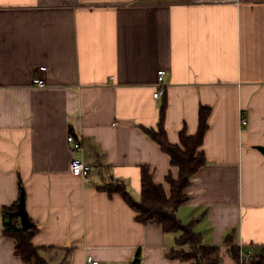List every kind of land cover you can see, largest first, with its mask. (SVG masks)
Returning a JSON list of instances; mask_svg holds the SVG:
<instances>
[{"label": "crops", "instance_id": "crops-1", "mask_svg": "<svg viewBox=\"0 0 264 264\" xmlns=\"http://www.w3.org/2000/svg\"><path fill=\"white\" fill-rule=\"evenodd\" d=\"M160 71L166 94L155 99ZM201 107L211 108L207 164L177 217L220 248L221 264H236L230 236L258 258L264 0H0V264H26L3 222L21 188L49 264H193L168 258L179 234L138 222L103 188L120 181L139 202L145 166L170 194L178 169L143 129L159 131L165 110L168 140L180 145L182 131L196 136ZM74 158L92 167L91 182L72 175Z\"/></svg>", "mask_w": 264, "mask_h": 264}, {"label": "trees", "instance_id": "trees-1", "mask_svg": "<svg viewBox=\"0 0 264 264\" xmlns=\"http://www.w3.org/2000/svg\"><path fill=\"white\" fill-rule=\"evenodd\" d=\"M164 111L161 113L159 131L144 128L143 131L159 145L162 151L171 159V165L178 169L179 177L168 175L166 181L170 185L171 192L167 194L162 185L154 181V176L149 167L141 168V199L136 202L131 196L125 183L113 181L103 188L109 195L118 194L124 202L135 212L138 222L143 224L157 223L167 234L175 233L180 237L177 240L178 249L168 255L169 259L181 261H195V264H221V251L219 247L205 246L201 234L194 231L192 224H183L177 217L178 210L187 202L189 196L186 190L192 183L197 172L207 164V158L203 151L204 140L209 131L211 108L201 107L199 110V126L196 136L191 137L184 130L181 132L180 145H173L164 130ZM75 136V135H74ZM23 191L24 189L21 188ZM18 204L4 211V235L15 240L16 255L26 264H49L42 256L43 248L36 247L33 243L38 233L34 225L31 230H21L18 219L13 216L17 212ZM229 253L236 264H264V255L246 262L242 259L240 247L234 245V237L230 236L226 242ZM192 248L188 251V247Z\"/></svg>", "mask_w": 264, "mask_h": 264}, {"label": "built area", "instance_id": "built-area-1", "mask_svg": "<svg viewBox=\"0 0 264 264\" xmlns=\"http://www.w3.org/2000/svg\"><path fill=\"white\" fill-rule=\"evenodd\" d=\"M46 70H47L46 68H41L40 69L41 72H46ZM165 75H166V72H163V71L159 72V80H158V83H157L158 91L154 95L155 99H161L166 94V86L164 85ZM38 87L46 88V82L43 81V80H40L38 82ZM241 122H242L243 125L247 124V120L245 119L244 114H243ZM68 141L71 144V146L73 147L75 152H80L81 150H83L82 143L80 142V140H77L76 136L72 135L69 138ZM71 173H72L73 176H76V177H80L81 176V177H83L88 182H91V180H92V176H91L92 167L89 166L82 159L74 158L72 160ZM19 228L21 230H23L22 225H20ZM252 258L253 257L251 256V254H243L242 255V259H244L246 262L252 261L253 260ZM86 264H104V263H101L98 260L96 261L92 256H88L87 260H86Z\"/></svg>", "mask_w": 264, "mask_h": 264}, {"label": "water", "instance_id": "water-1", "mask_svg": "<svg viewBox=\"0 0 264 264\" xmlns=\"http://www.w3.org/2000/svg\"><path fill=\"white\" fill-rule=\"evenodd\" d=\"M22 196L18 204L17 212L13 213V216L21 221V225L25 230H31L34 227V223L30 221L29 214L27 212V207L25 206V192L22 191Z\"/></svg>", "mask_w": 264, "mask_h": 264}, {"label": "rangeland", "instance_id": "rangeland-1", "mask_svg": "<svg viewBox=\"0 0 264 264\" xmlns=\"http://www.w3.org/2000/svg\"><path fill=\"white\" fill-rule=\"evenodd\" d=\"M112 182H113V181H112ZM112 182H111V183H112ZM111 183H110V184H111ZM187 248H188V249H187L188 251H190V250L192 249V248H190V246H188ZM192 262H193V264H195V261L192 260Z\"/></svg>", "mask_w": 264, "mask_h": 264}]
</instances>
